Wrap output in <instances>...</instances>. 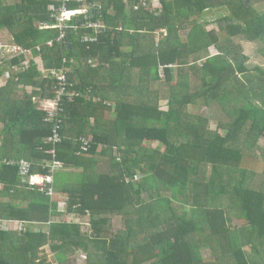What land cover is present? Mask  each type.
Listing matches in <instances>:
<instances>
[{
    "label": "trees",
    "instance_id": "16d2710c",
    "mask_svg": "<svg viewBox=\"0 0 264 264\" xmlns=\"http://www.w3.org/2000/svg\"><path fill=\"white\" fill-rule=\"evenodd\" d=\"M87 4L90 15L66 22L58 42L62 30L41 27L58 24L50 8L61 0H0L6 45L34 59L24 69L25 55L0 52V76L9 72L0 88V225L27 224L22 233L0 227V264H48V246L58 264L80 253L85 264H264V66L250 65L244 49L260 45L264 58V0ZM216 11L224 13L208 20ZM63 69L77 95L50 116L35 99L57 98ZM201 107L225 120L212 128ZM55 157L71 172H56L53 197L4 163L26 160L44 175Z\"/></svg>",
    "mask_w": 264,
    "mask_h": 264
},
{
    "label": "built area",
    "instance_id": "2783aa9c",
    "mask_svg": "<svg viewBox=\"0 0 264 264\" xmlns=\"http://www.w3.org/2000/svg\"><path fill=\"white\" fill-rule=\"evenodd\" d=\"M73 2H78L81 4L80 8L77 10H71L69 9V5L72 4ZM146 2H143V5H145ZM137 9V8H136ZM50 11L52 13V16L55 17L58 20V24L53 25V26H42L41 28H58L62 30L63 32L61 33L60 37L57 39L58 42H62L65 38V33L64 30L69 28L68 25H66V22L71 21L73 17L77 15H90L92 11V7L90 4H87V0H61V5L60 7L58 6H52L50 8ZM89 28H94L95 31H99L101 29H104L105 27L102 25H98L95 23H89L88 24ZM84 42H91L95 43L98 41V37L96 35L94 36H85L83 38ZM53 42H49L48 46H52ZM40 49V47H39ZM0 51H2V58H5L7 60L13 59L14 57H18L21 55H25L26 60L24 62V69H26L29 64H31V61L33 59V52L31 50H26L21 48L18 45H6V44H1L0 45ZM3 62V61H2ZM68 71L66 70H61L57 73L54 74V81L56 82V93H57V98L54 99L53 101H46V103H49V105L46 109L49 113L50 116H54V113L61 108V99L64 96H69V101L73 99L74 96L77 94H69L67 91L68 88ZM9 72L6 71L3 76H0V88L5 87L6 85L4 84L7 79H9ZM74 93V92H73ZM51 142L59 143L62 141L61 135L56 131L54 134V137L50 139ZM82 143V152L87 153L90 151L91 148V143L88 139L82 138L81 139ZM55 154V151H53ZM4 163L9 166H16L19 169V175L21 177V180L24 184H28L31 187L36 188L39 190L41 193H45L46 195L53 197L55 196V174L56 172L63 170L65 168V165L58 161L56 157L54 160L50 163V165H46L45 167L50 168L49 173H46L44 175H35L32 174L33 170V165L31 162L26 161V160H5ZM2 185H0V188ZM88 225V222H87ZM1 228L6 231H18L20 233L24 232L27 228V224L22 221H16V220H9V221H4L1 223Z\"/></svg>",
    "mask_w": 264,
    "mask_h": 264
},
{
    "label": "rangeland",
    "instance_id": "374dc122",
    "mask_svg": "<svg viewBox=\"0 0 264 264\" xmlns=\"http://www.w3.org/2000/svg\"><path fill=\"white\" fill-rule=\"evenodd\" d=\"M154 7H156V5H154ZM258 8H260V7H258ZM221 13L223 14L224 12L216 11V12H214V15H208L207 19L208 20H212V19L216 18L217 15H221ZM156 34H157L158 39H160V32H158ZM6 43H9V40ZM259 47H260V45H256V44H252V43L251 44L250 43H245L244 44L245 53L248 56H250V58H251V61H250L249 64L252 65L253 67L256 66L257 64H261V65L264 66V58L262 56H260V54H259ZM30 66H31V64H29V66H27L26 69L30 68ZM160 72H161V77H163L162 71H160ZM4 84L7 85L6 82ZM27 90H28V92L31 93V89L30 88L27 89ZM39 99L40 98L37 97L35 99V102H39L38 106L41 109L46 108L49 105V103H46L47 99L45 101H40ZM163 104H165V102H163ZM189 110L194 112V108L193 107H189ZM197 111L201 115L207 116L211 120V127L212 128L216 127V124L218 123V121L225 120V116L223 114L218 113L216 108H210L209 109V108H206V107H201ZM260 145H261L262 148H264V139H262L260 141ZM119 219L120 218H116L115 221H114V223H115L114 227L115 228H120L121 227ZM234 224L240 226V225L243 224V221L236 220ZM42 254L46 255L48 264H58L56 262V260H55L54 252L50 249L49 246L43 248ZM210 256H211V253H210L209 250L204 251V257L205 258H208ZM85 261H86L85 254L80 253L79 256L72 257L65 264H85Z\"/></svg>",
    "mask_w": 264,
    "mask_h": 264
},
{
    "label": "crops",
    "instance_id": "0c3cea01",
    "mask_svg": "<svg viewBox=\"0 0 264 264\" xmlns=\"http://www.w3.org/2000/svg\"><path fill=\"white\" fill-rule=\"evenodd\" d=\"M5 37V38H4ZM9 38H10V40H11V35L9 34V32H6V31H4V32H0V45L1 44H7L6 42L9 40ZM0 52H2V51H0ZM47 101V100H46ZM109 108L108 109H106L105 111V118H107L108 120H110V119H112V114H113V112H114V110H115V108H116V105H115V103L112 101V102H109V103H107L106 104ZM94 124H95V120L92 118V119H90V123H89V125L90 126H94ZM102 164H104L103 166H101V167H104L105 165H106V163H104V161H102L101 162ZM66 169V168H65ZM62 170V171H65V172H67V173H70L71 171H69V170ZM38 226L39 225H36L35 227L36 228H38Z\"/></svg>",
    "mask_w": 264,
    "mask_h": 264
},
{
    "label": "clouds",
    "instance_id": "9594fccd",
    "mask_svg": "<svg viewBox=\"0 0 264 264\" xmlns=\"http://www.w3.org/2000/svg\"><path fill=\"white\" fill-rule=\"evenodd\" d=\"M0 227H1V225H0Z\"/></svg>",
    "mask_w": 264,
    "mask_h": 264
}]
</instances>
